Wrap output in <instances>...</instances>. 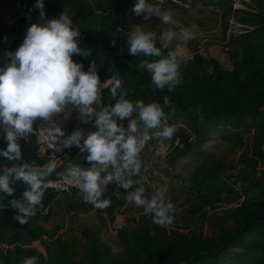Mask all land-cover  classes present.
I'll use <instances>...</instances> for the list:
<instances>
[{"label":"trees","instance_id":"16d2710c","mask_svg":"<svg viewBox=\"0 0 264 264\" xmlns=\"http://www.w3.org/2000/svg\"><path fill=\"white\" fill-rule=\"evenodd\" d=\"M251 1L263 12L242 17L241 22L247 28L227 39L232 68H221L215 58L206 61L199 50L194 49L191 57L178 59L181 83L168 92L167 89L155 88L149 75L138 68L141 60L153 58L128 52L126 10L136 0H44L46 19L56 18L60 11L68 10L73 23L79 26V35L76 37L78 46L89 55L73 54V59L80 61L84 70L94 63L102 87L100 105L110 106L116 100L112 96L104 98L106 94L111 95L112 77L122 82L118 92H126L133 101L142 99L161 104L165 112L162 124L176 128L170 140L175 153L169 160V170L164 169V172H173L178 160L202 154L213 134L219 132L233 143L230 152L241 154L239 161L244 164V169L227 172L223 169L225 161H219L215 169L194 183L193 189L199 192L208 187L236 196H245L249 191L257 190L260 195V199L244 210L241 216L233 218L232 227H221L213 237L200 238L196 233H185L173 222L166 226L156 224L153 229L144 225L138 230H119L118 237L127 248L128 264H264V0ZM167 2L219 6L226 19L225 30L235 11L234 0ZM0 4L18 6L38 18L34 21L20 16L9 25L0 22V58L6 61L4 53L19 47L27 27L33 22L43 21L35 0H0ZM157 22L158 17H154L153 23ZM160 43L157 40V46ZM169 50L175 52L173 40L168 48H162V53L166 55ZM209 67L212 71H209ZM165 96L169 99L167 104L164 102ZM40 119L37 117L33 126ZM121 123L126 128L128 118ZM137 124L140 131L143 124L138 118ZM77 127L95 130L94 122L78 123L67 136L73 134ZM246 131L251 132L252 136H243L242 133ZM19 143L22 160L9 161L0 157V166L13 163L35 166L40 163L36 157L35 137L31 133L20 138ZM6 145L7 141L0 134V149L6 148ZM227 158L228 162L234 161ZM9 182L14 191L11 195L0 192V213L4 216L5 225L17 231L24 223L16 219L17 210L11 207L10 201L21 199L29 185L11 176ZM125 191L122 185L113 182L104 186L101 198L109 199V214L125 204ZM53 199L54 194L45 188L42 205L37 207L34 216L43 215L42 210ZM93 233L96 232L90 234L83 261L68 259L64 264H118L111 248L100 243L99 237Z\"/></svg>","mask_w":264,"mask_h":264},{"label":"clouds","instance_id":"9594fccd","mask_svg":"<svg viewBox=\"0 0 264 264\" xmlns=\"http://www.w3.org/2000/svg\"><path fill=\"white\" fill-rule=\"evenodd\" d=\"M43 22H33L15 51H6L0 58V134L7 141L6 148L0 149V157L9 161H21L20 138L33 132V122L39 117L50 119L61 112L67 105H75L82 117L91 119L95 116V130L83 137V150L86 159L92 162L89 168L72 166L69 175L79 184L83 199L93 207L104 209L110 203L108 198H101L103 185L112 179L111 175L102 176L109 166L122 173H139L142 167L140 154L145 142L150 139L147 129H158L156 135L161 138L159 145L167 151L176 131L175 126L163 125L165 112L158 102L133 101L127 93L119 91L122 82L112 77L110 93L116 100L110 106L99 111L94 108L100 102L102 87L100 76L93 64L84 70L80 61L73 59V54L87 57L89 53L78 46L76 37L79 26L73 23L68 10L59 12L56 18L46 19L44 0H35ZM133 12L145 18L158 17L163 23L171 24L172 14L161 7L160 0H136ZM193 25L181 28L179 38L185 43L197 35ZM177 36L173 28L161 34L160 46H157V33L146 30L141 25H134L128 33V52L142 54L144 57L138 68L149 75L151 83L157 89L172 92L181 83L179 61L174 51L162 53ZM115 43V41H113ZM165 104L169 102L167 96ZM136 114L134 117L133 114ZM128 118L127 127L121 123ZM137 118L143 124L144 131L138 130ZM55 133L62 134L59 127ZM82 133L74 132L65 146L81 144ZM56 168V161L51 160L42 166L27 163L0 166V192L11 195L9 177L22 179L29 187L21 199L10 201L17 210L16 219L21 223L36 213L42 205L45 188L42 178ZM132 181L123 180L122 187L130 188ZM127 199L137 207L143 208L145 215H150L153 222L166 226L173 222L176 207L168 196L167 185L160 186L150 195H145L144 187H139L128 194ZM22 264H39L36 256L25 257Z\"/></svg>","mask_w":264,"mask_h":264},{"label":"rangeland","instance_id":"374dc122","mask_svg":"<svg viewBox=\"0 0 264 264\" xmlns=\"http://www.w3.org/2000/svg\"><path fill=\"white\" fill-rule=\"evenodd\" d=\"M160 4L164 10L172 14L173 21L171 24H165L159 18L157 23H153L154 16L145 18L143 14L136 15L133 12V5L126 10L128 32L131 31L134 25L138 24L146 30L155 31L157 40L161 41V34L167 29L173 28L177 32V36L173 38L177 59L191 57L194 53L193 50L197 49L206 61L209 58L217 59L223 69H231L233 65L229 57L230 52L227 49V39L231 35H238L247 28V25L241 22V18L248 17L253 13L263 12L251 0H234L233 8L235 11L228 20V26L225 30L226 19L223 18L222 9L219 6L170 4L167 0H160ZM20 16H26L34 21L38 20L33 14L23 11L18 6L0 4V22L9 25ZM193 25L196 26L194 31L197 35L194 39L185 43L179 38V31L181 28H191ZM181 44H186L190 48L189 56L188 54H182ZM209 71H212L211 67H209ZM110 96L106 94L104 98L108 99ZM103 107L99 103L94 105L97 111ZM63 110L68 113L65 126L73 128L76 123L94 122L95 118L82 117L75 105H67ZM43 120L41 118L37 123H42ZM76 131L82 132L84 129L77 128ZM143 131L142 125L140 132ZM157 131L158 129H147L150 139L145 142L144 149L140 154L142 160L140 172L129 173V176L126 175V172L122 173L121 184L123 180L130 179L132 181L131 187L125 189L127 196L141 186L145 189V195L150 196L156 188L167 185L168 196L176 207L173 223L177 224L185 233L193 232L200 238L217 235L221 227H232L233 218L241 216L244 210L260 199L257 190H251L245 196H236L208 187L202 188L199 192L193 189L194 183L215 169L219 161H225L223 169L227 172L244 169V164L239 161L241 154L230 152L233 143L225 139L219 132L213 134L212 140L205 145L202 154H195L178 160L176 169L173 172L168 171L166 173L163 170L169 168V160L175 152H173L171 141L164 142L170 145L166 152L161 149L159 145L161 138L156 135ZM242 135L252 136V133L246 131ZM63 136L65 137L66 133ZM83 137L82 134L80 144L82 147ZM262 149L264 151V145ZM84 153H86V150H84ZM227 157L234 161L232 163L228 162ZM83 160H87L86 157ZM109 169L113 172L108 173H116V170L111 166ZM82 198L74 191L56 196L47 214L28 217L23 227L17 231L10 230L5 225L4 216L0 213V264H22L23 259L29 256L38 257L39 264H45L46 262L64 264L68 259L83 261L84 251L89 245L92 228H86L84 220L79 223L72 217L73 215L78 216L74 211L77 210L79 205L92 206ZM112 218H107L108 221L99 228L100 233L102 229L110 231V233H106L104 230L102 236L99 235V237H102L99 242L109 244L114 255L117 256L118 264H128L127 248L118 237L117 232L119 230H126V232L138 230L143 228L144 225L153 229L156 224L150 215L143 213L142 207H137L134 202L128 199L123 206L118 207ZM66 220L68 227H65ZM97 220L96 216L95 222ZM73 225L76 227L73 228ZM93 234L98 236V232ZM238 251H242V249Z\"/></svg>","mask_w":264,"mask_h":264},{"label":"crops","instance_id":"0c3cea01","mask_svg":"<svg viewBox=\"0 0 264 264\" xmlns=\"http://www.w3.org/2000/svg\"><path fill=\"white\" fill-rule=\"evenodd\" d=\"M151 2H155V0H152ZM126 18H127V16H126ZM185 45H182V44L180 45L182 54H184V55L188 54V56H189L191 50L187 45L186 46ZM67 114L68 113H66V110H62L59 113L53 114V116L50 119L43 120V122H42V123L52 124L55 126V128H56V126L60 127V129L62 130V134H60L61 142L63 144H65V141L68 140L70 138V136L72 135L71 134V135L67 136V134L70 132V130H72L78 124V123H76V125L73 128H71L69 126H65V122H67V117H68ZM94 118H95V116H93L91 119H94ZM84 122H90V121H84ZM84 122H82V123H84ZM77 128L84 129V131H82V132L80 131L84 136H86L89 132L94 131V130L89 129V128L88 129L82 128V127H77ZM76 129H75V131H76ZM64 133H66V137L63 136ZM67 148H68V152H67L66 156L64 157V159L62 160V162L60 163V165L56 166V168L50 174H48L46 177L53 176L59 172H70L72 166H79L80 168L91 167L92 162H90L88 160H83L87 156V152L84 153L83 147L81 145L78 146L75 143H73L70 147H67ZM84 161H86V162H84ZM45 164H47L45 161L40 160V163L36 164L35 166H42ZM109 168H110V166H109ZM109 168L105 173H102V174H107L108 172H113ZM126 175L129 176V173L126 172ZM104 186L105 185L102 186L103 189H104ZM76 194H78L82 197L84 196V194L82 192L76 193ZM117 209L118 208H116L112 214H109V204L106 208L98 209V210H97V208L93 207V205L91 207L87 206V204L84 206L79 205L77 210L74 211V213H76L78 216L76 217L75 215H73L72 217L75 218L76 221L79 223L81 222V220H84L85 221L84 222L85 227L88 229L92 228L91 229L92 232H96V233L98 232V237H99V235L102 236L101 234H103L104 230H105V229L104 230L102 229V231L100 233L99 228L101 227V225H103L105 222L108 221L107 218L112 219V217H114ZM95 214H96L97 219H98L97 222H95V217H96V216H94ZM72 217H70V218H72ZM66 222H67V220H66ZM66 222H65V227H68V222L67 223ZM71 223L73 224V222H71ZM92 223H97V224H92ZM81 226H82V228H84L83 225H81ZM75 227L76 226L73 225V228H75ZM105 231H106V233H110V231H107V230H105ZM101 238L102 237H99V241H101ZM104 244H106V243H104ZM106 245L109 246V244H106Z\"/></svg>","mask_w":264,"mask_h":264},{"label":"built area","instance_id":"2783aa9c","mask_svg":"<svg viewBox=\"0 0 264 264\" xmlns=\"http://www.w3.org/2000/svg\"><path fill=\"white\" fill-rule=\"evenodd\" d=\"M54 130L55 126L52 124L37 123L33 126V132L31 134L35 137L37 159L45 161L46 163L55 160L56 166H59L66 156L68 148L61 142L60 134L55 133ZM107 175H111L112 179L106 184L113 182L122 185L120 183L123 179L122 175L117 176L115 173L102 174V176ZM43 183L54 194V198L66 192H82L79 184L69 175V172H59L53 176L46 177ZM50 205L42 210V214L48 213Z\"/></svg>","mask_w":264,"mask_h":264}]
</instances>
